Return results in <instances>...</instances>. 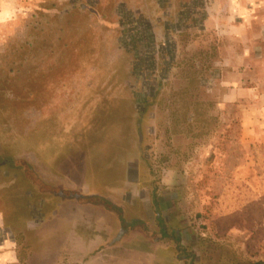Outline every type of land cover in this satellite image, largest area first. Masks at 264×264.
<instances>
[{
	"label": "rangeland",
	"instance_id": "rangeland-1",
	"mask_svg": "<svg viewBox=\"0 0 264 264\" xmlns=\"http://www.w3.org/2000/svg\"><path fill=\"white\" fill-rule=\"evenodd\" d=\"M0 264H264V0H0Z\"/></svg>",
	"mask_w": 264,
	"mask_h": 264
},
{
	"label": "trees",
	"instance_id": "trees-1",
	"mask_svg": "<svg viewBox=\"0 0 264 264\" xmlns=\"http://www.w3.org/2000/svg\"><path fill=\"white\" fill-rule=\"evenodd\" d=\"M90 198V197H88ZM98 201H100L101 203L105 204L106 206H108L110 209L114 210L115 212H117L118 214H120V209L113 205L110 201L104 199V198H99ZM177 240V239H176ZM177 245V244H176ZM178 247V246H177Z\"/></svg>",
	"mask_w": 264,
	"mask_h": 264
},
{
	"label": "water",
	"instance_id": "water-1",
	"mask_svg": "<svg viewBox=\"0 0 264 264\" xmlns=\"http://www.w3.org/2000/svg\"><path fill=\"white\" fill-rule=\"evenodd\" d=\"M58 194L59 195H64L65 194V192L63 191V190H59L58 191ZM71 196H75L76 198H80V196L78 195V194H70Z\"/></svg>",
	"mask_w": 264,
	"mask_h": 264
}]
</instances>
